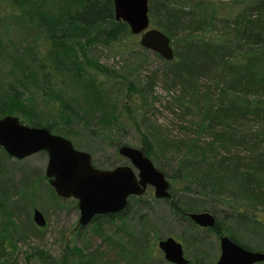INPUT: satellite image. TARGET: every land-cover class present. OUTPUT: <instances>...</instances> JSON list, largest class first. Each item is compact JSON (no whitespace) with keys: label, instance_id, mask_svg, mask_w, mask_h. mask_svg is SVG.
Masks as SVG:
<instances>
[{"label":"trees","instance_id":"obj_1","mask_svg":"<svg viewBox=\"0 0 264 264\" xmlns=\"http://www.w3.org/2000/svg\"><path fill=\"white\" fill-rule=\"evenodd\" d=\"M12 3L22 6L20 13L36 11L45 21L39 24L43 30L40 44L28 47V60L22 65L27 73L38 71L43 99L54 97L52 81L63 79L66 72L77 87L75 100L85 119L98 127L108 120L115 122L118 113L111 108L113 98L106 97L102 87L108 78L100 79L87 68L108 76L116 73L84 53L85 45L116 39L127 29L124 21L113 17L112 1L54 0L52 9L44 6L45 0ZM235 4L227 10L216 0H147L149 25L168 36L173 54L165 59L154 51L159 66L141 78L126 80L125 87L136 90L142 101L157 80L172 91L165 105L182 131L161 133L151 123L139 130L140 150L169 181L171 191L164 199L171 211L194 225L188 211L208 210L215 215L214 208H206V200L228 198L230 211L222 217L215 215V223L205 228L216 235L224 230L244 247L264 251V244L253 247L248 240L258 237L264 242V0H235ZM57 15L64 20L62 28L50 20ZM140 48L136 67L144 60L145 47ZM18 83L24 86L22 80ZM65 105L59 99L57 118L44 121L35 120L28 103L18 99L13 112L22 122L45 125L56 133L53 128L61 124L59 134L67 137L76 130L67 126L70 116L62 108ZM4 154L0 148V215L4 216L0 253L4 252L2 240L8 237V226L22 235L41 229L30 213L35 206L31 194L37 185L46 186L53 201L61 198L42 170L29 165L8 170ZM167 155L172 164L158 161ZM174 183L179 185L175 186L177 193L172 192ZM145 192L130 195L121 210L95 214L89 222L115 254L108 255L98 246L72 243L69 235L55 257L41 248L32 253L42 264H163L162 257L152 259L149 255L160 236L151 234L147 210L133 207L134 203L149 206ZM78 226L76 221L75 233H80ZM8 243L14 245L11 240ZM204 259L194 256L185 264H208Z\"/></svg>","mask_w":264,"mask_h":264},{"label":"rangeland","instance_id":"obj_2","mask_svg":"<svg viewBox=\"0 0 264 264\" xmlns=\"http://www.w3.org/2000/svg\"><path fill=\"white\" fill-rule=\"evenodd\" d=\"M216 1L227 10L236 5L235 0ZM53 2L54 0H45L44 6L52 9ZM20 11H22V6L14 5L12 0H0V116L5 113L14 114L13 104L17 103L18 99L19 103H28L29 108L34 111L35 120H51L57 118L59 99L63 100L68 105L62 108L70 116V122L67 126L76 130V133H70L67 137L72 139L75 147L88 151L92 164L98 167L127 163V159L117 152L116 143H127L139 147L141 142L139 130H144L145 123L155 125L157 131L161 133L178 134L182 131L178 126V121L170 114L165 105L168 104L166 98L172 91L167 89L162 81L157 80L152 85L151 90L144 95L143 101L136 90L125 87L126 80L141 78L148 71L158 67L160 63L154 51L145 48L142 51L144 55L142 65L135 66L139 60L137 57L140 56L141 45L138 42L139 34L131 33L128 27L116 39H109L106 42H92L84 47V53L90 60L104 65L116 73L115 76H108L107 73L87 68L90 72L97 73V77L100 79L102 77L108 78L102 87L105 90V96L113 98L111 108L118 113L115 122L108 120L102 122L98 127L85 119V113L75 100L77 87L66 72L63 73V79L54 78L52 81L54 97L43 99L38 71L32 69L27 73V70L22 69V65L27 63L28 47L40 44L43 30L42 25L39 24L45 21L40 18L36 11L35 13L34 11L33 13L31 11L30 13L25 11L20 13ZM21 15L23 16L22 19L16 17ZM59 15L62 16L61 13ZM59 15L50 20L56 22L57 28H62L64 20ZM40 48L42 49L41 45ZM74 49L78 51V49ZM19 79L24 83L23 87L18 83L20 82ZM141 116L144 117L143 121L139 120ZM60 123L62 122L60 121ZM61 127L63 126L59 124L53 130L60 133ZM3 158V164L8 170L11 167L17 169V166L29 165L42 170L44 173L46 154L43 150L32 152L19 159L5 153ZM167 158L171 159L172 157L169 155L160 156L158 161L171 163L170 159ZM177 184L174 183L172 192L177 193L179 191ZM46 188V186L39 184L31 194V201L35 203V206L41 210L45 217L44 225L39 226L41 229L36 234L24 231L23 235L19 233L18 229L14 231L11 226H8V237L2 240L5 248L4 252L0 253V264H42L40 258L32 251L41 248L55 257L60 251L63 239L68 235L72 243L78 245L85 243L89 248L98 246L105 250L108 255L115 254L114 248L105 246L101 238L102 235L92 231L89 225L90 221L78 226L81 228L80 233H75L78 217L77 207L73 205L75 199L67 197L69 201H64L61 197L53 201L51 197H48ZM143 197L149 206L141 207V205L134 203L133 207L134 209L141 208L142 211L143 209L147 210L150 217L148 220L153 226L152 235L175 237L180 241L183 254L188 259H192L194 256L203 259L205 256L204 260L208 264L216 259L219 252L216 234L204 226L195 223L189 225L178 218L171 211L167 200L163 197L153 196L151 187L146 188ZM208 200H206V208H214L217 217H222L230 211L228 198ZM2 220H4V216L0 215V227ZM221 233L227 234L224 230ZM9 240L14 243L12 247L8 243ZM248 240H250V246L253 247L264 244L258 237H252ZM149 255L152 259L162 257L161 251L156 246V238L154 249ZM162 259L163 264H173L163 257ZM253 264H264V260Z\"/></svg>","mask_w":264,"mask_h":264},{"label":"water","instance_id":"obj_3","mask_svg":"<svg viewBox=\"0 0 264 264\" xmlns=\"http://www.w3.org/2000/svg\"><path fill=\"white\" fill-rule=\"evenodd\" d=\"M113 17L126 23L129 31L139 34L141 46L155 51L165 59L172 57L168 36L149 25L147 0H111ZM0 147L6 154L22 158L43 150L46 154L44 175L53 192L62 198L76 200L77 222L82 226L95 214L116 212L124 208L129 195H140L147 186L155 197L169 196V181L139 147L120 143L117 152L128 163L112 167H98L91 163L90 153L75 147L71 140L52 132L45 125H32L19 120L15 114L0 116ZM190 220L204 227L215 223V215L208 210L188 211ZM31 219L37 226L45 223L41 210L33 206ZM219 252L209 264H253L264 260V251L246 248L228 235H217ZM162 257L173 264H185L179 240L171 235L156 239Z\"/></svg>","mask_w":264,"mask_h":264},{"label":"flooded vegetation","instance_id":"obj_4","mask_svg":"<svg viewBox=\"0 0 264 264\" xmlns=\"http://www.w3.org/2000/svg\"><path fill=\"white\" fill-rule=\"evenodd\" d=\"M91 163H92V162H91ZM127 163H128V160H127ZM117 164H123V163H117ZM115 165H116V164H115ZM112 166H114V165H112ZM112 166H110V167H112ZM147 187H148V186H147ZM147 187H146V188H147ZM149 187H151V186H149ZM146 188H145V190H146ZM151 188H152V187H151ZM145 190H144V191H145ZM144 191H143V192H144ZM140 195H141V194H140ZM129 196H130V195H129ZM136 196H137V195H136ZM75 203H76V200H75Z\"/></svg>","mask_w":264,"mask_h":264}]
</instances>
